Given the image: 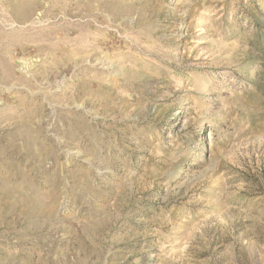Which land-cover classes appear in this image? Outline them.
<instances>
[{
    "label": "rangeland",
    "instance_id": "374dc122",
    "mask_svg": "<svg viewBox=\"0 0 264 264\" xmlns=\"http://www.w3.org/2000/svg\"><path fill=\"white\" fill-rule=\"evenodd\" d=\"M0 264H264V0H0Z\"/></svg>",
    "mask_w": 264,
    "mask_h": 264
}]
</instances>
